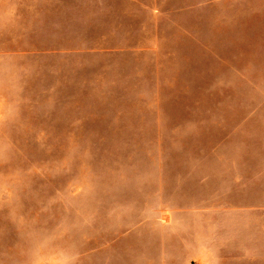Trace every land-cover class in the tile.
I'll return each mask as SVG.
<instances>
[{"label":"rangeland","instance_id":"obj_1","mask_svg":"<svg viewBox=\"0 0 264 264\" xmlns=\"http://www.w3.org/2000/svg\"><path fill=\"white\" fill-rule=\"evenodd\" d=\"M0 264H264V0H0Z\"/></svg>","mask_w":264,"mask_h":264}]
</instances>
